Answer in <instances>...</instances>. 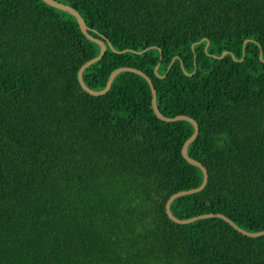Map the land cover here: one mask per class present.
I'll return each mask as SVG.
<instances>
[{
	"label": "trees",
	"instance_id": "16d2710c",
	"mask_svg": "<svg viewBox=\"0 0 264 264\" xmlns=\"http://www.w3.org/2000/svg\"><path fill=\"white\" fill-rule=\"evenodd\" d=\"M58 1L107 44L89 87L138 68L198 121L208 182L173 214L264 230V0ZM100 52L70 12L0 0V264H264V234L170 218L204 180L195 127L133 71L86 91Z\"/></svg>",
	"mask_w": 264,
	"mask_h": 264
},
{
	"label": "water",
	"instance_id": "95a60500",
	"mask_svg": "<svg viewBox=\"0 0 264 264\" xmlns=\"http://www.w3.org/2000/svg\"><path fill=\"white\" fill-rule=\"evenodd\" d=\"M45 2H47L48 4L54 6V7H57V8H60V9H63L65 11H68L70 12L71 14L75 15L77 20H78V23L80 25V28L81 30L83 31V33L97 41L100 46H101V52L100 54L95 57V58H92L90 60H88L87 62H85L80 70H79V73H78V78H79V82L80 84L82 85V87L88 91L90 94H93V95H101V94H104L106 93L112 86V83H113V80L115 79V77L123 72V71H133V72H136V73H139L143 76H145L147 78V80L149 81L150 85H151V88H152V93H153V99H152V102H153V108L157 114L158 117H160L161 119L165 120V121H177V120H188L190 121L194 127H195V131L194 133L192 134V136L186 140V142L184 143V146H183V149H182V154L183 156L192 164H195L197 166H199L203 173H204V180H203V183L197 187V188H192V189H189V190H183V191H179L177 193H174L167 201V204H166V209H167V213L169 214L170 218L178 223H189V222H192L194 220H197V219H200V218H208V217H220V218H223L225 219L227 222H229L232 226H234L237 230H239L240 232L246 234V235H249V236H258V235H262L264 234V230L262 231H259V232H250V231H247L243 228H241L237 223H235L231 218H229L228 216H226L225 214L223 213H204V214H201L199 216H195V217H192V218H187V219H180L178 217H176L173 212H172V209H171V204L173 202V200L179 196H182V195H186V194H190V193H193V192H196V191H199L201 189H204V187L206 186L207 182H208V178H209V174H208V170L206 168V166L199 160L191 157L189 154H188V146L189 144L194 141L198 134H199V123L197 120H195L193 117L189 116V115H186V114H180V115H177L175 117H168V116H165L164 114H162V112L160 111L159 107H158V103H157V92H156V87H155V84L152 80V78L150 76H148L145 72H143L142 70L138 69V68H134V67H128V66H123V67H119L117 69H115L109 79H108V82H107V85L104 89L102 90H95V89H92L91 87H89L86 83H85V80H84V77H83V72L84 70L89 67L91 64H93L94 62L98 61L99 59L102 58V56L105 54L106 52V49H107V44L106 42L103 40V39H99V38H95L93 37L90 33H89V27L88 25L86 24L84 18L82 17V15L80 14V12L74 8L73 6L69 5V4H66V3H63V2H60L58 0H44ZM226 53V51L224 52V54Z\"/></svg>",
	"mask_w": 264,
	"mask_h": 264
}]
</instances>
